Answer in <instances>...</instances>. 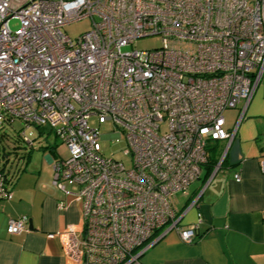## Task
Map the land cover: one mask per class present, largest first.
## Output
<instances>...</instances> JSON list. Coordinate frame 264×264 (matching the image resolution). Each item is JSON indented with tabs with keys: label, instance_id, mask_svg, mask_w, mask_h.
Returning a JSON list of instances; mask_svg holds the SVG:
<instances>
[{
	"label": "built area",
	"instance_id": "obj_1",
	"mask_svg": "<svg viewBox=\"0 0 264 264\" xmlns=\"http://www.w3.org/2000/svg\"><path fill=\"white\" fill-rule=\"evenodd\" d=\"M85 19L74 41L61 32ZM149 37L159 47L136 50ZM263 74L264 0H0V127H48L65 147L52 185L81 206L80 228L57 235L76 264H138L170 231L196 240L200 215L180 228L175 196L199 180L213 142L232 141ZM91 119L123 138L128 167L100 152ZM11 189L0 167V201ZM5 232H28V219Z\"/></svg>",
	"mask_w": 264,
	"mask_h": 264
},
{
	"label": "crops",
	"instance_id": "obj_2",
	"mask_svg": "<svg viewBox=\"0 0 264 264\" xmlns=\"http://www.w3.org/2000/svg\"><path fill=\"white\" fill-rule=\"evenodd\" d=\"M238 111L224 113L226 130L234 126ZM209 150L197 186L177 208L183 229L195 225L200 215L196 240L185 244L170 231L143 252L138 264H264V175L258 167L264 153V74L232 141L213 142ZM236 173L239 182L233 178ZM52 186L18 181L11 201H0V264H76L65 255L57 235L80 228L81 206ZM60 201L65 202L62 209L57 207ZM20 217L31 221L32 230L7 235L8 220ZM50 234L55 237L48 238Z\"/></svg>",
	"mask_w": 264,
	"mask_h": 264
},
{
	"label": "rangeland",
	"instance_id": "obj_3",
	"mask_svg": "<svg viewBox=\"0 0 264 264\" xmlns=\"http://www.w3.org/2000/svg\"><path fill=\"white\" fill-rule=\"evenodd\" d=\"M9 27L14 30L17 27V22L14 20L9 21ZM90 27V20L85 19L66 25L61 29V32L74 41L77 36L89 31ZM134 47L144 53L158 48L159 40L154 37L139 39ZM89 125L94 128L98 127L95 119H91ZM97 129L101 136L99 141L100 152L105 157H111L128 167V156L123 154L125 150L123 138L118 139L115 137L110 124L101 125ZM21 131H24V136L31 142V147L21 141L19 136ZM66 157L65 147L48 127L23 129L18 121L13 122L11 126L0 127V167L3 169L8 182H10V186L20 181L23 185L24 183L27 185L36 184L38 188L43 186L44 189H48L47 186L52 184V161ZM196 186L197 183L192 184L187 193L190 194ZM71 189L74 191V188ZM175 199L177 208H180L186 202L187 196L179 193L175 196ZM158 233H161V231Z\"/></svg>",
	"mask_w": 264,
	"mask_h": 264
},
{
	"label": "water",
	"instance_id": "obj_4",
	"mask_svg": "<svg viewBox=\"0 0 264 264\" xmlns=\"http://www.w3.org/2000/svg\"><path fill=\"white\" fill-rule=\"evenodd\" d=\"M28 230H32V226H31V221L30 220H28ZM163 237V235L162 236H160L159 238H157L152 244H151V246H153L157 241H159L161 238ZM142 255V254H141ZM140 255V256H141Z\"/></svg>",
	"mask_w": 264,
	"mask_h": 264
}]
</instances>
